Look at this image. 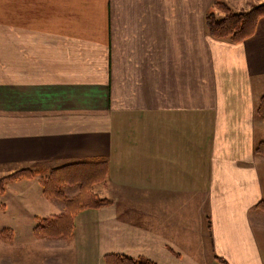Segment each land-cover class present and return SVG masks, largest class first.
Here are the masks:
<instances>
[{"label":"crops","instance_id":"crops-1","mask_svg":"<svg viewBox=\"0 0 264 264\" xmlns=\"http://www.w3.org/2000/svg\"><path fill=\"white\" fill-rule=\"evenodd\" d=\"M216 2L264 0H0V177L104 160L92 188L110 201L70 239L0 231V264H264V17L241 43L215 39ZM41 177L9 185L35 186L17 199L32 225L65 211Z\"/></svg>","mask_w":264,"mask_h":264},{"label":"trees","instance_id":"trees-1","mask_svg":"<svg viewBox=\"0 0 264 264\" xmlns=\"http://www.w3.org/2000/svg\"><path fill=\"white\" fill-rule=\"evenodd\" d=\"M215 8L224 16L219 18L215 12L207 16L209 35L215 39H229L233 43H241L254 35L257 23L264 17V3L253 7L247 12H234L228 5L221 2L215 3ZM258 115L264 120V96L261 98L257 110ZM259 155L264 156V141L256 148ZM104 160L80 161L74 164L54 169L49 175H42L45 170L41 165L20 169L8 176L0 178V194H4L7 182L41 177L43 194L47 198H55L66 203L62 214L38 218L34 233L37 237L70 239L75 228V216L87 209H99L110 204L106 198L94 193L93 185L103 181ZM98 167V169H97ZM80 186L79 193L73 198H68L64 192L66 186ZM257 208L264 211V201ZM223 264H228L219 258ZM105 264H155L145 258L132 259L123 255L105 256Z\"/></svg>","mask_w":264,"mask_h":264},{"label":"rangeland","instance_id":"rangeland-1","mask_svg":"<svg viewBox=\"0 0 264 264\" xmlns=\"http://www.w3.org/2000/svg\"><path fill=\"white\" fill-rule=\"evenodd\" d=\"M5 176H8V175H5ZM0 178H2V177H0ZM34 178H37V176L34 177ZM25 179L27 180V179H33V178H25ZM25 179L22 178V179H19V180H14V181L7 182V184L5 186L4 194H2V195L0 194V231H3L6 228H11L13 230L22 231V234L21 235L19 234L20 239L18 240V242H22L23 241L24 238H22V235H26L25 233H27L29 231H33L34 227L37 226V224L32 225L31 224V220L28 218L29 210L27 209V207L28 208H32L34 206L31 205V204H28V206H26V204L23 201L27 202V200L18 201L19 200L18 198H20V196L27 197L32 192H36L35 186L32 189H29L26 186L25 187H21L20 194L15 199H13L14 197H12V195L10 194V192L11 193H13V192L12 191L9 192V189H11L9 187L10 183L19 182V181H22V180H25ZM99 189H100V187L97 185L95 190L98 191ZM73 191H75V190H70V189L67 190V193L69 194V196L71 195V193ZM98 195L101 197L100 194H98ZM15 196H16V194H15ZM40 196H38V197H40ZM63 203H64L65 209H66V203L65 202H63ZM24 206H26V207H24ZM57 210L58 209H56L55 207H52L50 209V212L57 213ZM15 212L20 214L22 217H25V218L22 219L21 222H18L17 220L12 218L14 216ZM75 227H76V225H75ZM74 231H75V228H74ZM26 242L29 243L30 241H26ZM28 245H30V244H28ZM31 245H32V247H36L35 245H33L32 242H31ZM48 254L50 256L51 254H54V252L49 249L48 250ZM55 259H56L55 256L49 258V263H54ZM95 264H97V263H95Z\"/></svg>","mask_w":264,"mask_h":264}]
</instances>
